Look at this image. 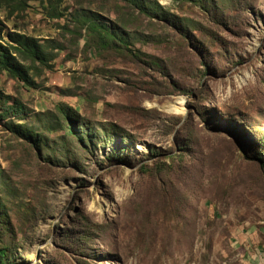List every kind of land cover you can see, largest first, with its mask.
<instances>
[{
	"label": "rangeland",
	"instance_id": "374dc122",
	"mask_svg": "<svg viewBox=\"0 0 264 264\" xmlns=\"http://www.w3.org/2000/svg\"><path fill=\"white\" fill-rule=\"evenodd\" d=\"M19 1L0 2V42L24 33L53 58L34 63L33 86L0 69V106L8 96L29 112L0 120L7 263L264 264V0H140L156 14ZM82 13L126 42L104 45ZM59 102L92 129L84 150L62 142Z\"/></svg>",
	"mask_w": 264,
	"mask_h": 264
},
{
	"label": "trees",
	"instance_id": "16d2710c",
	"mask_svg": "<svg viewBox=\"0 0 264 264\" xmlns=\"http://www.w3.org/2000/svg\"><path fill=\"white\" fill-rule=\"evenodd\" d=\"M134 2L139 9L143 12H146L144 8H148L153 10V14L155 13V8L151 5L150 7H145L143 2L140 0H129ZM195 1V0H193ZM202 1V0H198ZM11 12L15 10H20L21 5L19 0H0ZM61 14L56 9H52V15ZM75 19L79 23L83 24L87 27L89 33H95L97 35V39L103 43L104 45H110L115 43H125V38L122 37L112 25H108L107 23L100 20L99 15L93 13L92 16L89 14L82 13L79 14ZM17 55V56H16ZM53 56H50L44 49L43 43H41L38 39L32 36H28L24 33H20L17 31H7L4 37V43L0 42V69L9 73L11 76L16 79L22 80L23 82L33 86L34 81L29 77V72L31 69L35 68L34 63L38 62L39 64H45L44 66L51 67L48 61ZM24 61H28L25 63ZM8 100H11L8 103ZM57 109L61 114V119L63 121V129L64 133L61 136L62 142L67 143L68 139L77 141L78 144L84 150V142L87 140L89 143L92 141L93 132L89 126H86L82 119L79 117L78 112L72 107L59 102L57 103ZM25 113H29L24 105L12 97H5L2 106H0V120L4 118L6 115H14L21 116ZM61 123V122H60ZM6 127L11 131H15L24 135L26 138L30 139L33 145L36 147H40L41 149H45V147H41L42 140L41 136L38 133H34V129H28L24 126V124L20 125L18 123H12V121L6 124ZM105 132L113 133V129L110 131L109 128L102 127ZM111 137V136H110ZM47 138H43V141H46ZM50 150L51 153L54 152V148L46 149ZM48 151V152H50ZM65 156L67 157L68 149H66ZM118 153L116 151H111L108 156L114 157ZM261 155V154H260ZM121 155H117L116 157L122 159ZM258 160H262L259 155H256ZM0 218V225H1ZM8 248L1 247L0 248V264H8L9 255L7 254Z\"/></svg>",
	"mask_w": 264,
	"mask_h": 264
},
{
	"label": "bare ground",
	"instance_id": "6f19581e",
	"mask_svg": "<svg viewBox=\"0 0 264 264\" xmlns=\"http://www.w3.org/2000/svg\"><path fill=\"white\" fill-rule=\"evenodd\" d=\"M178 101L174 100L171 103L166 104L167 110L175 113H180L183 111V107L181 105L176 104ZM182 102V100H181ZM179 103V102H178Z\"/></svg>",
	"mask_w": 264,
	"mask_h": 264
}]
</instances>
